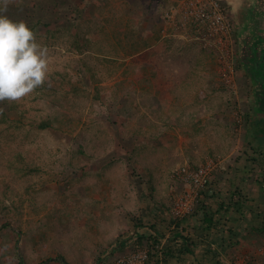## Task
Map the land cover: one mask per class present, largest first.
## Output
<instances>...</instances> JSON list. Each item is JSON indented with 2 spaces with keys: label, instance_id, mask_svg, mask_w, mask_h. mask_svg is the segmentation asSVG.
<instances>
[{
  "label": "rangeland",
  "instance_id": "rangeland-1",
  "mask_svg": "<svg viewBox=\"0 0 264 264\" xmlns=\"http://www.w3.org/2000/svg\"><path fill=\"white\" fill-rule=\"evenodd\" d=\"M178 1L13 0L2 12L34 32L49 66L42 87L0 102V264L138 251L147 264H264V113L242 55L253 29L234 23L224 76L216 50L160 38ZM208 163L193 210L173 218L176 172Z\"/></svg>",
  "mask_w": 264,
  "mask_h": 264
},
{
  "label": "built area",
  "instance_id": "built-area-1",
  "mask_svg": "<svg viewBox=\"0 0 264 264\" xmlns=\"http://www.w3.org/2000/svg\"><path fill=\"white\" fill-rule=\"evenodd\" d=\"M159 32L161 39L185 36L187 41L196 43L201 49L216 50L220 54L219 59L226 62L222 75L231 73L228 61L233 56L234 26L219 0L178 1L164 12ZM212 169V164L208 163L195 168L184 166L176 172L182 193L171 205L173 218L184 219L190 214L197 196L209 184ZM148 258L147 251H138L114 264H147Z\"/></svg>",
  "mask_w": 264,
  "mask_h": 264
},
{
  "label": "clouds",
  "instance_id": "clouds-1",
  "mask_svg": "<svg viewBox=\"0 0 264 264\" xmlns=\"http://www.w3.org/2000/svg\"><path fill=\"white\" fill-rule=\"evenodd\" d=\"M11 2L0 0V13ZM48 66V49L37 43L27 24L0 14V102H19L42 87Z\"/></svg>",
  "mask_w": 264,
  "mask_h": 264
},
{
  "label": "crops",
  "instance_id": "crops-1",
  "mask_svg": "<svg viewBox=\"0 0 264 264\" xmlns=\"http://www.w3.org/2000/svg\"><path fill=\"white\" fill-rule=\"evenodd\" d=\"M222 5L225 7L228 15H229V10L232 12V14L229 15L233 25L234 23L240 24V26H238V29H253L255 28V23L254 22V18L256 17L257 19H259L258 16H262V13L264 12V0H222ZM249 12L253 13V18L250 19L249 21H247V16L249 14ZM237 20H236V19ZM236 21V22H235ZM261 25H258L257 27H259ZM149 60V59H148ZM151 75L152 73L147 70L144 71L142 73V78H143V82H149L151 79ZM154 89H152L149 86H145L143 88L144 92H152ZM149 124L150 125H154L156 123H154L153 120H149ZM160 123V121H159ZM163 135H161L162 137ZM125 188L128 189V186H125ZM121 190H123V194H125V196L127 195V192L124 191V188H121ZM125 192V193H124Z\"/></svg>",
  "mask_w": 264,
  "mask_h": 264
},
{
  "label": "water",
  "instance_id": "water-1",
  "mask_svg": "<svg viewBox=\"0 0 264 264\" xmlns=\"http://www.w3.org/2000/svg\"><path fill=\"white\" fill-rule=\"evenodd\" d=\"M261 28H262L261 26L257 27V23H255V28H253L252 36H247L243 40V51L246 54L244 53L242 55L245 57L246 62H247V63H244L243 67H244L245 72H247V75H249L250 71L253 69L254 61L257 64L259 63L258 67L261 68L262 70H264L263 69L264 68V37L258 38L259 35L262 37V35L260 34ZM262 31L264 34L263 29H262ZM256 38H258V39H256ZM254 87H255V85H254ZM254 92H255V97H256L255 105H257V108H259V110L261 112H263L262 107L264 106V100L258 99L256 87L254 89Z\"/></svg>",
  "mask_w": 264,
  "mask_h": 264
},
{
  "label": "trees",
  "instance_id": "trees-1",
  "mask_svg": "<svg viewBox=\"0 0 264 264\" xmlns=\"http://www.w3.org/2000/svg\"><path fill=\"white\" fill-rule=\"evenodd\" d=\"M0 14H2V13H0ZM85 43L88 44V42H85ZM258 64L255 63V61H254V63H253V69L250 71V74L248 76H249L251 82L256 87L258 99H263L264 100V70H262L261 68H259L258 67ZM262 110L264 112V106L262 107ZM48 126H49L48 123H42V124H40V127L42 129H45ZM208 219L209 218H206V216L204 217V221L209 222ZM47 261H55V262H58L60 264H68V262L62 256H59V255L56 256L53 259L52 258L51 259H48ZM19 264H21V263L19 262Z\"/></svg>",
  "mask_w": 264,
  "mask_h": 264
}]
</instances>
